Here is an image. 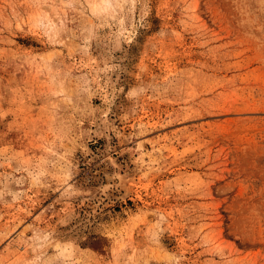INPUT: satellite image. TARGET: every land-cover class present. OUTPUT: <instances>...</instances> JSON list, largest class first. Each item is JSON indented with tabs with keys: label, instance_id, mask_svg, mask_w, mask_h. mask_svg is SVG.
Wrapping results in <instances>:
<instances>
[{
	"label": "rangeland",
	"instance_id": "374dc122",
	"mask_svg": "<svg viewBox=\"0 0 264 264\" xmlns=\"http://www.w3.org/2000/svg\"><path fill=\"white\" fill-rule=\"evenodd\" d=\"M0 264H264V0H0Z\"/></svg>",
	"mask_w": 264,
	"mask_h": 264
}]
</instances>
